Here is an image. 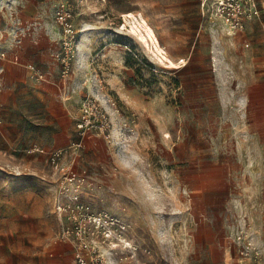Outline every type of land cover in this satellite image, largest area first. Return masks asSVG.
Wrapping results in <instances>:
<instances>
[{
	"label": "rangeland",
	"instance_id": "rangeland-1",
	"mask_svg": "<svg viewBox=\"0 0 264 264\" xmlns=\"http://www.w3.org/2000/svg\"><path fill=\"white\" fill-rule=\"evenodd\" d=\"M40 32L35 81L23 52ZM0 53V264H74L61 236L76 224L57 210L75 199L132 247L92 235L110 264H228L241 232L264 254V125L241 106L261 64L199 0H0ZM87 98L106 131L83 138Z\"/></svg>",
	"mask_w": 264,
	"mask_h": 264
},
{
	"label": "built area",
	"instance_id": "built-area-1",
	"mask_svg": "<svg viewBox=\"0 0 264 264\" xmlns=\"http://www.w3.org/2000/svg\"><path fill=\"white\" fill-rule=\"evenodd\" d=\"M199 4L202 18L211 25L217 26L228 36L244 33L249 24L264 19V0H199ZM61 19L64 20L65 17L61 15ZM66 26L70 28L69 24H66ZM246 47H249V44ZM0 58L5 59L6 54L0 53ZM17 61L18 58H16ZM60 62L63 67V76L66 77L70 72L69 58H60ZM29 70L31 79L35 81L44 80L45 75L39 69L31 66ZM3 112L4 105L0 99V132L4 123ZM104 118L102 108L96 102L87 98L81 107V116L76 122L78 133L83 138L90 132L104 133L106 131ZM30 153L48 155L52 167L57 171L62 173L71 171L70 168L63 167L60 163L62 153L60 151H46L35 147L30 150ZM68 179L74 180V177H68ZM73 203L69 204L68 207L59 205L57 211L60 217L63 214H69V218L76 224L73 230L67 228L61 236L64 241H70L74 247V264H110V258L103 257L93 247L92 235L98 232L102 236L103 242L117 241L113 245L115 249L119 243H124L120 240V235L114 236L113 234L110 226L114 227L115 224L108 221L107 217L94 216L88 206L79 203L77 199ZM236 239L241 246L238 264H264V254L251 235L241 232ZM123 248L132 249L129 243H124ZM134 255L136 253L132 252V257ZM120 264H123V262Z\"/></svg>",
	"mask_w": 264,
	"mask_h": 264
},
{
	"label": "crops",
	"instance_id": "crops-1",
	"mask_svg": "<svg viewBox=\"0 0 264 264\" xmlns=\"http://www.w3.org/2000/svg\"><path fill=\"white\" fill-rule=\"evenodd\" d=\"M46 25L49 27L48 23H46ZM45 27L46 26L42 24V31L45 29ZM37 35L38 37L36 38L35 45H33V50L23 52V60L26 63L27 68H30V66H32L30 64H33L34 62H45L48 59V50L50 47L49 44L44 43V40L46 41L47 38H45V35L42 32L37 33ZM229 37H231V39L236 42H240V44L248 51L253 53L256 52L257 61L261 64L255 70L254 78L251 79L249 76H246L245 78L243 90L241 91V106L246 111V114L251 118L252 122H254V124L264 125V19L249 24L247 30L244 33H239ZM247 44H249V47H246ZM16 58L19 60L18 56H16ZM5 60L6 59L0 58V78L2 80H6L7 75V66ZM27 72L30 77V72ZM5 132H7V129L4 122L0 134ZM69 245L70 244H68V246ZM59 262L62 264V259H59ZM238 262L239 255L236 254L230 258L228 264H238Z\"/></svg>",
	"mask_w": 264,
	"mask_h": 264
}]
</instances>
